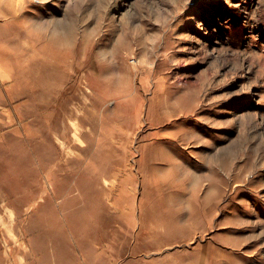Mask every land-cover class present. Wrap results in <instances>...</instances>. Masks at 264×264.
<instances>
[{
  "label": "rangeland",
  "instance_id": "rangeland-1",
  "mask_svg": "<svg viewBox=\"0 0 264 264\" xmlns=\"http://www.w3.org/2000/svg\"><path fill=\"white\" fill-rule=\"evenodd\" d=\"M0 264H264V0H0Z\"/></svg>",
  "mask_w": 264,
  "mask_h": 264
}]
</instances>
